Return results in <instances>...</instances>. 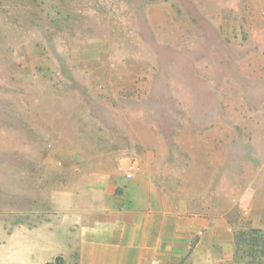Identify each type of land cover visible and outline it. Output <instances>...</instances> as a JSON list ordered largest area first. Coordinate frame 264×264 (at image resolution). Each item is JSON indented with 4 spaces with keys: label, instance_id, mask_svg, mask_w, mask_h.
<instances>
[{
    "label": "rangeland",
    "instance_id": "374dc122",
    "mask_svg": "<svg viewBox=\"0 0 264 264\" xmlns=\"http://www.w3.org/2000/svg\"><path fill=\"white\" fill-rule=\"evenodd\" d=\"M103 164L250 238L238 199L264 220V0H0V264H80L52 204L63 177ZM244 248L172 264H264L261 242Z\"/></svg>",
    "mask_w": 264,
    "mask_h": 264
},
{
    "label": "crops",
    "instance_id": "0c3cea01",
    "mask_svg": "<svg viewBox=\"0 0 264 264\" xmlns=\"http://www.w3.org/2000/svg\"><path fill=\"white\" fill-rule=\"evenodd\" d=\"M109 164L94 173L70 174L61 180L53 223L73 241L80 264H172L188 254L214 249L232 256L233 227L227 211L214 214L207 201L192 206L170 199L142 178L118 176ZM241 218L264 229L252 192L238 199ZM65 254V248L63 249Z\"/></svg>",
    "mask_w": 264,
    "mask_h": 264
},
{
    "label": "trees",
    "instance_id": "16d2710c",
    "mask_svg": "<svg viewBox=\"0 0 264 264\" xmlns=\"http://www.w3.org/2000/svg\"><path fill=\"white\" fill-rule=\"evenodd\" d=\"M248 233L251 234L249 239H242L240 236H238V234L235 235V247H236V251L238 252H242L245 250L244 245L247 244V247L249 249L250 252V248H252L253 244L254 246H258L260 245V242L264 245V231L257 229V228H253V227H249L248 229ZM246 236V235H244ZM45 264H50L49 262L45 263Z\"/></svg>",
    "mask_w": 264,
    "mask_h": 264
},
{
    "label": "built area",
    "instance_id": "2783aa9c",
    "mask_svg": "<svg viewBox=\"0 0 264 264\" xmlns=\"http://www.w3.org/2000/svg\"><path fill=\"white\" fill-rule=\"evenodd\" d=\"M135 166L133 164H130L124 171L126 177H131L132 172L134 171Z\"/></svg>",
    "mask_w": 264,
    "mask_h": 264
}]
</instances>
